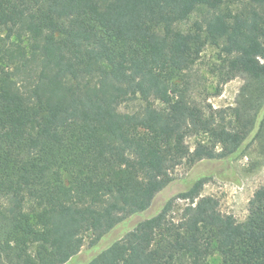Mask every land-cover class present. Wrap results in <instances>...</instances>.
Instances as JSON below:
<instances>
[{"label":"trees","instance_id":"16d2710c","mask_svg":"<svg viewBox=\"0 0 264 264\" xmlns=\"http://www.w3.org/2000/svg\"><path fill=\"white\" fill-rule=\"evenodd\" d=\"M0 29V264H69L136 216L86 264H264V186L243 223L205 174L169 195L183 164H264V0H0ZM207 46L234 106L191 98Z\"/></svg>","mask_w":264,"mask_h":264},{"label":"rangeland","instance_id":"374dc122","mask_svg":"<svg viewBox=\"0 0 264 264\" xmlns=\"http://www.w3.org/2000/svg\"><path fill=\"white\" fill-rule=\"evenodd\" d=\"M197 19L194 15L186 22L181 24L183 30L188 29ZM4 34L0 29V37ZM220 63L219 50L212 46H207L196 61L193 70L188 74L191 98L200 106H211L213 109H221L234 106L235 100L241 86L244 83L242 77H236L228 82H223L218 68ZM181 86V84H178ZM138 108V103L122 105L121 112H131ZM196 139L191 137L187 139L188 146L193 149ZM253 158H241L238 161L229 162H200L193 167L183 164L176 168L171 176L174 184L169 190V195L173 196L185 185L199 175L205 174L208 180L203 186L201 196H212L219 202V209L222 214L232 215L239 223L246 221L248 216V202L254 192L264 186V164L257 169H251ZM233 171L236 183L229 180H222L225 172ZM225 176V174H224ZM188 202L185 200H176L173 204L171 217L180 216L182 209ZM152 209L146 215H149ZM142 216H136L128 220L125 226H119L111 231L105 238L98 243L96 247L90 245V236H88L84 245L77 256L69 264H86L89 259L101 249L106 248L112 242L119 240L125 232L131 230L138 223ZM218 262V259H217Z\"/></svg>","mask_w":264,"mask_h":264}]
</instances>
